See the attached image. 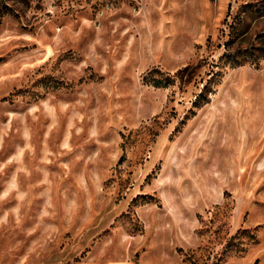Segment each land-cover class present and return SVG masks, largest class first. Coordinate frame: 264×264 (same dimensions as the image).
Wrapping results in <instances>:
<instances>
[{"label": "rangeland", "instance_id": "374dc122", "mask_svg": "<svg viewBox=\"0 0 264 264\" xmlns=\"http://www.w3.org/2000/svg\"><path fill=\"white\" fill-rule=\"evenodd\" d=\"M0 264H264V0H0Z\"/></svg>", "mask_w": 264, "mask_h": 264}, {"label": "trees", "instance_id": "16d2710c", "mask_svg": "<svg viewBox=\"0 0 264 264\" xmlns=\"http://www.w3.org/2000/svg\"><path fill=\"white\" fill-rule=\"evenodd\" d=\"M248 6V5H247ZM229 59L227 61V66L228 67H235L237 65H239V58L236 54L235 55H228ZM236 62V63H235ZM210 67V65L208 66V68ZM186 70V68H182L181 70H177L174 75H172L173 77H177L179 75H181V73H183L184 71ZM155 74L157 75L156 77H150L149 73H148V81L147 83L151 86V87H154V88H158V87H164L167 85L168 82H172V79L168 76H164L162 80L158 79L159 78V73L155 72ZM214 74V73H213ZM211 78V75L207 78V80L204 82L203 84V87H201L202 89H205L207 83H208V79ZM177 79V78H176ZM180 77L178 78V81H179ZM200 92L194 97V100L192 101V104H194L198 98L202 97L204 95V92L201 93V95L199 96Z\"/></svg>", "mask_w": 264, "mask_h": 264}]
</instances>
